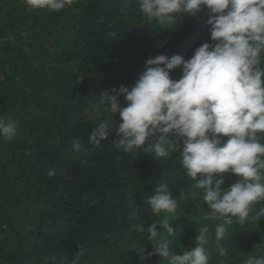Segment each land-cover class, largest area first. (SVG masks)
Wrapping results in <instances>:
<instances>
[{"label": "trees", "instance_id": "16d2710c", "mask_svg": "<svg viewBox=\"0 0 264 264\" xmlns=\"http://www.w3.org/2000/svg\"><path fill=\"white\" fill-rule=\"evenodd\" d=\"M207 19L204 9L161 25L142 13L139 0H73L58 12L0 0V118L11 117L18 127L13 140L0 138V264H71L80 248V264H170L159 255L141 259L138 248L161 218L147 203L161 184L179 202L176 212L161 214L175 234L161 229L158 237L174 254L196 247L204 227L209 264H243L259 244L264 251V217L243 225L232 218L224 240L215 239L224 220L211 213L182 167L178 137L163 142L175 145L163 158L149 145L118 149L115 127L99 146L88 140L107 115L102 93L131 87L149 58L188 60L214 43ZM181 75V67L170 72L173 80ZM258 136L264 143V134ZM157 142L153 137L151 144ZM223 179L227 189L238 177L224 173ZM261 208L264 201L253 204L250 216Z\"/></svg>", "mask_w": 264, "mask_h": 264}, {"label": "clouds", "instance_id": "9594fccd", "mask_svg": "<svg viewBox=\"0 0 264 264\" xmlns=\"http://www.w3.org/2000/svg\"><path fill=\"white\" fill-rule=\"evenodd\" d=\"M72 2L26 0L33 9L57 12ZM139 5L148 19L161 25L174 23L176 14L195 17L207 9L206 24L214 43L202 44L188 60L180 55L149 58L131 87L121 85L111 90L114 94L102 93L107 115L91 130L89 143L99 146L115 127L113 143L118 149L128 153L149 145L154 157L163 158L175 148L163 142L178 137L182 167L202 190L211 213L224 220L214 230L215 239L223 241L232 218L243 225L264 217V208L250 216L252 205L264 201V143L258 136L264 134V0H139ZM177 67L182 75L173 80L170 72ZM113 117H118V125ZM17 133L14 119L0 118V138L11 141ZM153 137L159 139L154 145ZM72 147L80 149L79 137L73 138ZM224 173L238 177L227 189L221 187ZM48 175L54 176L55 170ZM185 198L181 191L180 199ZM147 203L161 218L146 229L149 243L138 247L141 259L159 255L170 264H209L204 246L207 227L196 235V247L182 253L174 254L169 242L158 238L161 229L175 234L168 215L161 216L176 212L179 203L167 184L156 187ZM144 246H151V251ZM255 247L257 253L243 264H264V251L260 244ZM82 256L80 248L71 264H80Z\"/></svg>", "mask_w": 264, "mask_h": 264}]
</instances>
